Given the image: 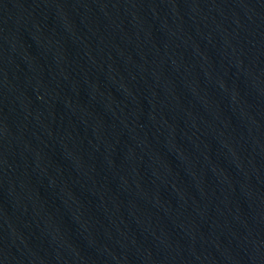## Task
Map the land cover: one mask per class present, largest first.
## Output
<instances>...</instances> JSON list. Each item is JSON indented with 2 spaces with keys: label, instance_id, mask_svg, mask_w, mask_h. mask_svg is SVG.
Masks as SVG:
<instances>
[{
  "label": "water",
  "instance_id": "obj_1",
  "mask_svg": "<svg viewBox=\"0 0 264 264\" xmlns=\"http://www.w3.org/2000/svg\"><path fill=\"white\" fill-rule=\"evenodd\" d=\"M0 264H264V0H0Z\"/></svg>",
  "mask_w": 264,
  "mask_h": 264
}]
</instances>
